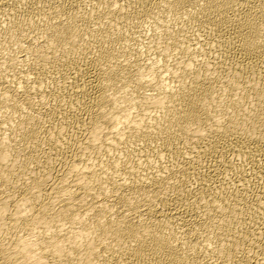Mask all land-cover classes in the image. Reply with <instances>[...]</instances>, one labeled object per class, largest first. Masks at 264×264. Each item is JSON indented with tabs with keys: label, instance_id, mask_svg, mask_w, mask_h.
<instances>
[{
	"label": "bare ground",
	"instance_id": "obj_1",
	"mask_svg": "<svg viewBox=\"0 0 264 264\" xmlns=\"http://www.w3.org/2000/svg\"><path fill=\"white\" fill-rule=\"evenodd\" d=\"M0 264H264V0H0Z\"/></svg>",
	"mask_w": 264,
	"mask_h": 264
}]
</instances>
